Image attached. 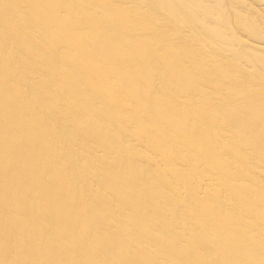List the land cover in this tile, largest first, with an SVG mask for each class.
Segmentation results:
<instances>
[{"label": "bare ground", "instance_id": "obj_1", "mask_svg": "<svg viewBox=\"0 0 264 264\" xmlns=\"http://www.w3.org/2000/svg\"><path fill=\"white\" fill-rule=\"evenodd\" d=\"M0 264H264V0H0Z\"/></svg>", "mask_w": 264, "mask_h": 264}]
</instances>
